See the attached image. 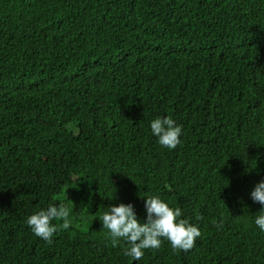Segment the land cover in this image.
Listing matches in <instances>:
<instances>
[{"label":"trees","instance_id":"1","mask_svg":"<svg viewBox=\"0 0 264 264\" xmlns=\"http://www.w3.org/2000/svg\"><path fill=\"white\" fill-rule=\"evenodd\" d=\"M262 180L264 0H0V264H264ZM153 195L202 235L133 260L99 217ZM61 201L49 245L26 221Z\"/></svg>","mask_w":264,"mask_h":264},{"label":"clouds","instance_id":"2","mask_svg":"<svg viewBox=\"0 0 264 264\" xmlns=\"http://www.w3.org/2000/svg\"><path fill=\"white\" fill-rule=\"evenodd\" d=\"M150 128L162 147L171 150L181 143L182 126L178 125L170 115L153 119ZM251 198L254 202L264 205V180L255 186ZM72 205L63 201L58 205L50 204L46 209L30 215L26 223L37 237L51 245L58 231L72 227L73 221L70 218ZM145 208L146 222L138 219L134 205L131 203L109 206L99 217L103 229L107 230L106 239L113 247L120 246L123 241L127 245L123 248L124 255L133 260L142 259L145 249H159L163 240L170 242L173 253L189 251L195 246L197 238L202 235L198 225L181 218V208L170 206L159 195L146 197ZM201 219L202 216H197V220ZM254 223L264 232V208L259 211ZM216 226L220 227L219 224Z\"/></svg>","mask_w":264,"mask_h":264},{"label":"rangeland","instance_id":"3","mask_svg":"<svg viewBox=\"0 0 264 264\" xmlns=\"http://www.w3.org/2000/svg\"><path fill=\"white\" fill-rule=\"evenodd\" d=\"M71 199V198H70Z\"/></svg>","mask_w":264,"mask_h":264}]
</instances>
